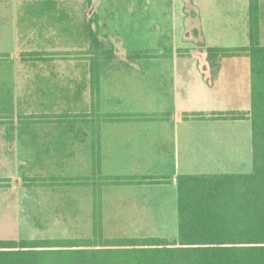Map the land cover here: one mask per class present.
I'll return each instance as SVG.
<instances>
[{"label": "crops", "instance_id": "1", "mask_svg": "<svg viewBox=\"0 0 264 264\" xmlns=\"http://www.w3.org/2000/svg\"><path fill=\"white\" fill-rule=\"evenodd\" d=\"M13 1L24 0H0L4 6L0 10V45L8 41V48L0 52L11 54V59L25 45L22 31L25 12L16 9ZM259 6L261 33V0ZM19 60L24 65L25 58ZM66 60L71 64L65 62L64 65L73 73L62 66L52 72L43 69L36 77L40 99L35 113L39 120L0 123V178L14 180L12 185H0V225L6 218L17 220L18 224L20 219L19 229L30 235L22 239L0 238V241H81L83 244L75 249H85L101 264H109L111 256L134 258L138 248L126 245L132 240H177L178 176L215 174L191 172L196 168L189 170L209 154L208 149L191 154L190 129L220 127L221 121L234 126V122L248 119H218L216 116L224 112L250 111L248 60L243 57L219 60L215 62V73H211L206 59L156 58L152 64L137 60L135 66L142 67L139 74L117 75V80L112 77L109 86L103 84L102 78L96 107L87 103L90 94L93 95L94 74L86 71L78 85L77 64L72 63L77 60ZM38 61L45 64L63 59ZM181 62H194L191 65H196L197 74L173 73V67ZM240 63L246 66V71L231 74L225 69V66L232 69ZM25 78L30 80L23 73L0 74V97L12 93L24 98ZM139 89L149 97V106L129 109L121 104L133 99V92ZM200 91L214 102L221 101L224 92L227 99H237L241 104L226 111L188 109L191 93ZM129 92L132 94L127 96ZM170 95L174 96V102L166 105L164 99ZM61 98L68 100L67 104L63 105ZM134 99H140L139 95H134ZM17 108L16 102L15 113ZM198 113H215L216 117L194 116ZM95 146L99 147L96 155ZM212 151L214 161L246 167L242 159L239 163L229 158L219 161L220 157H230L222 146ZM195 154L200 158L191 159ZM237 154L241 157L240 151ZM20 161H26L27 168L36 165L38 184H15V178L19 180L23 174ZM154 176L169 177V182L144 180Z\"/></svg>", "mask_w": 264, "mask_h": 264}, {"label": "rangeland", "instance_id": "2", "mask_svg": "<svg viewBox=\"0 0 264 264\" xmlns=\"http://www.w3.org/2000/svg\"><path fill=\"white\" fill-rule=\"evenodd\" d=\"M249 3V0L13 1L12 5H17L16 9L19 11L23 9L25 12L22 23L25 45L24 49L20 48L17 51L14 59H11V54L0 52V74L23 73L26 77L29 76L30 80L26 81L25 78L24 98L20 95L14 96L12 93H9L7 97H0V123L39 120L38 114L35 113L40 99L37 94L39 82L36 77L43 69L52 72L53 69H61L62 66L67 72L73 73L74 71L67 69L64 65L65 62L68 63V60L64 61V59L77 60L72 63L77 64L78 85L81 84V75L86 71L94 74L93 95L91 93L87 100V103L93 106L99 103L98 95L103 82L102 78L104 77L103 84L109 86L112 77L117 80L115 77L117 75L139 74L142 67L135 66L137 60H144L143 64H152L156 58L206 59L210 63L211 73H215L217 72L215 62L243 57L249 62L250 80L251 61L248 56H225L224 52L215 49H235L247 47L250 44ZM3 9L4 6L0 2V10ZM263 23L264 0H261L260 42L262 45H264ZM0 47H2L0 51L7 49L8 41ZM21 58H25L24 65L19 60ZM45 58L50 60L58 58L63 61H48L45 64L38 61ZM191 64L195 63L181 62L180 65L173 67L175 70L172 72L175 74L188 72L189 75H196V65ZM236 65L232 69L225 66V69L231 74L247 70L242 63ZM143 68L149 69L148 66ZM10 84L16 85L12 82ZM143 92L141 89L133 92V99L122 101L121 104L130 107L129 109L149 106V97H146ZM129 94L132 93L129 92L127 96ZM134 95H139L140 99L135 100ZM173 95L164 99L166 105L174 102ZM225 95L223 92L222 99H219L221 101L216 99L214 102L207 93L203 95L201 91L193 92L190 95L188 109L200 110V112L226 111L235 109L236 105L241 104L236 102L237 99H227ZM113 96L116 98V93ZM61 101L63 105L68 102L65 98H61ZM16 102L17 113L14 111L16 109L13 110ZM248 105H251V97ZM21 107H24V110ZM28 108L29 111H27ZM237 113V111L224 112L216 116L229 114L228 117H232ZM194 116L203 119L216 117L215 113H198ZM219 122L218 120L216 123ZM220 123H222L220 127L190 129L191 154L202 153L205 149H208L209 154L201 158L196 157L197 154L191 157V159L200 158L201 160L196 167L190 166L189 170L196 168L191 172L200 173L251 172L253 169L251 120L234 122V126H230L231 123L227 126L223 121ZM220 146L228 151L227 156L230 155V157H220L222 160L219 161L229 158L239 163L242 159L246 167L240 164L228 166L214 161L216 157L212 150ZM239 151L241 157L237 154ZM22 163L23 174L19 180L15 178V184L16 182L21 185L38 184L36 165L33 167L30 165L27 168L28 163L20 161V165ZM13 181V178H0V185H12ZM20 222L19 219V224ZM19 224L17 220L15 222L11 218L2 220L0 238L22 239L30 236L25 233V230L19 229ZM176 232L177 229L173 234L175 235Z\"/></svg>", "mask_w": 264, "mask_h": 264}, {"label": "trees", "instance_id": "3", "mask_svg": "<svg viewBox=\"0 0 264 264\" xmlns=\"http://www.w3.org/2000/svg\"><path fill=\"white\" fill-rule=\"evenodd\" d=\"M249 22L247 47L215 49L225 56L245 55L251 61L250 111L217 118L251 120L252 171L180 174L178 239L132 240L126 245L138 248L134 258L111 256L109 264H264V45L260 42L259 0H250ZM98 150L95 146V155ZM144 180L162 183L169 182V177ZM81 244L3 240L0 264H101L87 250L75 249Z\"/></svg>", "mask_w": 264, "mask_h": 264}]
</instances>
